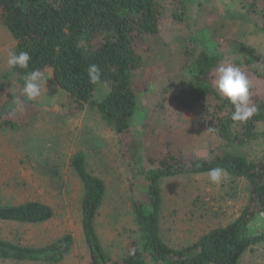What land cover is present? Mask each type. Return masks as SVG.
Instances as JSON below:
<instances>
[{"label":"trees","instance_id":"trees-1","mask_svg":"<svg viewBox=\"0 0 264 264\" xmlns=\"http://www.w3.org/2000/svg\"><path fill=\"white\" fill-rule=\"evenodd\" d=\"M204 1L182 2L183 11L176 14L188 25L190 33L199 38L205 33L199 24ZM245 2L247 15L264 32V0ZM165 3V0H0V24L12 34L15 51H27L31 56L28 69H12L14 83L12 78L0 81V99H5L0 106V132L27 127L35 114L36 104L26 97L25 108L12 105L15 98L23 100V76L35 69L49 73L75 106L72 114L92 105L120 135L132 187L139 194L131 203L138 237L124 249L123 258H114L105 250L96 226L106 196L105 182L89 172L84 154L73 157L71 165L83 187L82 225L91 264H240L249 249L264 245V160L249 161L225 147L243 146L264 135V96L254 101L259 111L253 117L244 123L233 122L230 116L234 108L217 93L214 84L215 70L223 60L222 51L210 50L207 44L211 39L202 38L188 47L183 58L188 60L183 61L187 65L179 67L184 72L176 80L177 86L153 90V82L142 76L145 65L151 61L143 49L148 37L162 33L163 18L169 8ZM237 50L251 72L264 78L262 56L246 45ZM92 64L101 71L95 84L89 82L87 75ZM100 88H105V94H100ZM97 93L99 98L95 97ZM169 93L173 94L171 99ZM156 99L175 102L183 111L202 117L200 120L220 145L206 158L184 161L168 154L159 166H154L142 154L146 142L142 140V146L134 143L135 131L144 135L145 130L141 127L134 131L132 122L145 110L153 115ZM144 125L147 127L148 122ZM215 167L248 181L247 205L235 221L210 230L194 245L182 249L170 247L160 232L161 181L180 175L207 174ZM54 216L53 208L43 202L4 204L0 198L1 223L43 224ZM73 247L70 234L41 247L0 239V260L60 264Z\"/></svg>","mask_w":264,"mask_h":264},{"label":"rangeland","instance_id":"rangeland-1","mask_svg":"<svg viewBox=\"0 0 264 264\" xmlns=\"http://www.w3.org/2000/svg\"><path fill=\"white\" fill-rule=\"evenodd\" d=\"M185 1L165 0L169 8L163 18L162 33L148 37L146 50L143 49L151 61L145 65L142 76L153 82L152 89L166 86L171 90L175 87L172 84L177 86L176 80L184 72L179 67L187 65L183 61L188 60L183 58L188 47L202 38L211 39L207 44L210 50L222 51L221 64L238 66L247 75L253 102L263 97L264 78L251 72L237 50L242 45L252 47L264 61V32L247 15L246 0L204 1L199 24L205 33L200 38L191 34L188 25L176 16L183 11L181 3ZM15 47L12 34L0 24V81L16 80L7 66V54L9 50L15 51ZM45 76L46 89L32 100L36 111L29 125L15 132H0V198L4 204L43 202L53 208L55 216L49 222L34 225L0 222V239L41 247L70 234L74 247L60 264H91L82 225L83 187L71 165L73 157L82 153L89 172L106 185L96 221L102 244L111 256L123 258L124 249L138 237L131 203L139 194L132 187L122 139L94 106L72 114L75 106L67 94L55 85L49 73ZM100 94H105V88H100ZM169 95L171 99L173 94ZM95 97L99 98L98 93ZM25 100V96L22 101L15 98L12 105L25 108ZM4 103L5 99H0V106ZM154 109L153 115L145 110L132 122L134 131L141 127L145 130L144 135L135 131L134 143L142 146V140L146 142L142 154L154 166H159L168 154L184 161L206 158L220 145L200 120L202 117L183 111L175 102L156 99ZM147 122L148 129L144 125ZM225 149L260 162L264 160V135L243 146L230 145ZM160 187L161 238L174 249L192 246L210 230L235 221L249 197L248 181L229 174L219 184L212 183L207 174L180 175L163 179ZM0 264L43 263L0 260ZM240 264H264V245L249 249Z\"/></svg>","mask_w":264,"mask_h":264},{"label":"clouds","instance_id":"clouds-1","mask_svg":"<svg viewBox=\"0 0 264 264\" xmlns=\"http://www.w3.org/2000/svg\"><path fill=\"white\" fill-rule=\"evenodd\" d=\"M31 56L27 51L17 53L9 50L7 54V66L9 69H28ZM216 79L214 80L217 93L226 98L233 106L230 119L233 122L244 123L253 117L258 111V105L250 99V81L240 67L228 64H220L216 68ZM89 82L97 83L101 78L99 66L92 64L87 69ZM22 95L28 100L40 97L42 89H46L48 79L44 72L39 69L27 72L23 76ZM207 176L214 184H219L223 178L228 176L222 167L211 168Z\"/></svg>","mask_w":264,"mask_h":264}]
</instances>
